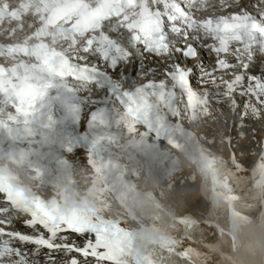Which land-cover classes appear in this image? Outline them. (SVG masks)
<instances>
[{
  "label": "clouds",
  "instance_id": "9594fccd",
  "mask_svg": "<svg viewBox=\"0 0 264 264\" xmlns=\"http://www.w3.org/2000/svg\"><path fill=\"white\" fill-rule=\"evenodd\" d=\"M214 3L215 0H188V7L209 9ZM5 4L11 9L17 6L18 0H0V10ZM125 10L131 20L138 19L135 9L125 7ZM172 11L179 15L175 6ZM83 39V36L78 37V40ZM64 42L62 33L54 37L56 46L62 47ZM29 71L35 77L59 78L44 68ZM75 71L76 77L66 78L82 81L79 68ZM86 71L88 76L92 75L90 70ZM124 143L130 146L114 163L94 162L88 168L56 172L36 161L27 148L18 149L12 154L0 155V183L25 203H31L37 195L42 196L57 221L76 212L95 216L100 222L107 218L126 225L131 232V247L127 248V239L125 242L126 259L129 264H144L147 254L169 241L170 226L191 212L190 199L178 196L176 188L168 190L170 182L174 184L179 177L187 175L192 184L181 186L180 191L191 192L214 208L215 214L208 218L215 219L228 236L243 240L250 229H256L261 240L260 256L264 259V221L257 215H252L251 223L238 221L228 214V205L216 194L221 191L219 184H215L213 190L214 178L222 179L227 174L225 162L213 146L200 141L198 135L190 136L177 130L170 135L167 156L132 135ZM164 192L166 196L162 195ZM260 210L264 211V207ZM196 219L205 223L204 216Z\"/></svg>",
  "mask_w": 264,
  "mask_h": 264
},
{
  "label": "snow or ice",
  "instance_id": "6c2138e0",
  "mask_svg": "<svg viewBox=\"0 0 264 264\" xmlns=\"http://www.w3.org/2000/svg\"><path fill=\"white\" fill-rule=\"evenodd\" d=\"M54 2H58V0H54ZM158 2L164 6V9L168 10L167 13L165 11L162 13L159 8L153 12L152 9L144 7L145 0H99L98 6L89 10L85 20V28L99 30L104 20L115 16L122 18L121 22L126 24L129 30L135 31V40L143 42L149 47L158 46L160 50H164L167 48L164 26L165 17L169 22H176L178 19L182 20L188 27L198 25L205 32L211 34L213 39L211 51L216 55L212 71H205L203 81L205 82V77H211V83L216 85V72L220 71L219 79L224 85V92L220 93V98L230 96L233 110L238 107L233 95L237 89H240V95L242 96H254L257 102H264L260 100V97L264 95V79H258L255 73L248 71L251 69L249 57L252 56V48L257 45L258 39H264V12L261 13L260 18H255L244 10L232 13L228 17H220L218 20H214L211 16L197 18L190 15L174 2L170 4L169 0H158ZM64 3L69 4L71 0H64ZM173 6H175L179 15L169 11V8L172 9ZM125 7L133 9L139 7L140 11L134 13L138 16V19L135 21L130 20V17L124 14ZM233 40L238 41L242 45L234 53L235 60L241 65L239 71L236 70V64L231 63L227 59ZM97 42L109 46L112 45V41L104 36L102 31H99L98 36H93L89 44L96 45ZM187 49L190 55L193 54L191 44H187ZM90 50L89 48L85 49L86 52ZM245 54H247L246 59L244 58ZM64 63L66 64L67 61H64ZM48 65L49 58L44 56L42 67L46 68ZM241 69L245 71L242 72ZM229 71L232 72L231 77L227 76ZM0 72H3V69H0ZM58 74L60 76L64 75L62 71ZM180 79L183 80V76ZM245 81H247L246 84ZM50 86L51 80H48L43 86L26 81L20 85L12 84L10 88L0 84V94L9 97L13 101L16 113L27 119L34 113L36 102L46 94V90ZM211 96L212 94L204 88L198 93L189 91L184 97L186 110L190 109L193 115L196 114L197 110L206 113ZM125 97L127 99L125 106L129 119V131H134L136 123L141 120L148 121L152 105L143 94L134 96L125 93ZM241 114L244 118L249 115L261 118L259 109L255 105L250 104L249 100L243 105ZM170 115L177 116L179 112L173 109ZM12 118L15 119V117ZM232 162L236 171H229L222 179L214 178L213 190L215 191V184H219L221 191L216 194L222 197L228 205L230 215L237 218L240 222L251 223V218L236 208L237 203L242 200V197L236 194V188L244 181L237 175L241 166L235 156H233ZM262 168H264V165H262ZM256 184L264 187V171L259 174ZM0 195L20 211L27 213L29 218L26 222L29 225H37L47 232L46 236L42 233H37L36 235L11 234L12 239L0 247V264H29L28 258L24 256L21 249L13 246V241L35 243L41 248L49 249L51 252L64 253L70 257L66 261L57 262L54 256L48 255L49 264H82V262L83 264H89L90 261H94V264H122L126 235L124 230L118 225L88 218L84 226L75 227L67 222H57L48 206L42 201H34L32 207H25L23 201L15 197L2 183H0ZM248 206L250 207V205ZM261 215L264 217V213ZM178 223L187 226L190 224L195 225L196 222L180 218ZM69 232L84 237V243L81 245L76 241L69 242L67 236ZM0 235H7V230L4 233H0ZM220 235L221 237L224 235L222 230ZM172 243L174 241H168L162 246H168ZM230 248L233 252L236 249L235 236H231ZM72 253L76 255H72ZM196 255L199 256L200 254L196 253ZM221 259L223 264H238L230 253H222ZM144 264H154L152 252L146 255ZM205 264H207V261H205Z\"/></svg>",
  "mask_w": 264,
  "mask_h": 264
},
{
  "label": "bare ground",
  "instance_id": "6f19581e",
  "mask_svg": "<svg viewBox=\"0 0 264 264\" xmlns=\"http://www.w3.org/2000/svg\"><path fill=\"white\" fill-rule=\"evenodd\" d=\"M246 98L247 97L242 95L239 97L240 100L237 102L238 107L235 110H233V105L227 102V100L217 105L209 103L207 105V110L209 111L210 106H213L215 110H213V112L209 111V114L201 118L206 121L205 123L201 122V119H199V121L195 125V128L199 131V133H204V139H207L209 137L215 138V145L219 149H223V146L225 145L223 139L225 137L229 138L230 148L233 144L234 148H232L235 149L236 155L244 164L252 161L251 156L255 152L254 138H257V136H260L261 133H264V121L262 118L253 117L251 115H249L247 118H244L241 114L243 112V105L246 102ZM238 123L239 125H237ZM229 129L231 131H229ZM247 137L248 139L252 138L253 143H246L245 140L247 139ZM243 148L247 150L243 151ZM247 151L249 152V154L247 153ZM249 155L250 157L247 158ZM186 183H192L191 178L187 175L181 176L175 181L174 184L172 182L169 183L168 190L171 191L173 188H176L178 196L185 197L184 191L181 192L180 187L186 186ZM162 195L166 196L167 193L164 192L162 193ZM192 197L195 199L197 207L199 206V204H202V201L198 198H195L194 194H192ZM256 263L257 262L255 259H245L243 261V264Z\"/></svg>",
  "mask_w": 264,
  "mask_h": 264
},
{
  "label": "rangeland",
  "instance_id": "374dc122",
  "mask_svg": "<svg viewBox=\"0 0 264 264\" xmlns=\"http://www.w3.org/2000/svg\"><path fill=\"white\" fill-rule=\"evenodd\" d=\"M245 142L246 143H248V144H251V143H253V140H252V138H249L248 139V137H247V139L245 140ZM240 150H241V148H240ZM244 150H247V149H244L243 148V151ZM247 153L249 154V152L247 151ZM247 153H245V154H247ZM189 184V185H188ZM191 184L192 183H186V186H191ZM184 194H185V197L186 198H188V199H190L191 200V203H190V208H191V210L193 211V212H197L198 210H200L201 208H202V204L200 205V206H198L197 207V203H196V201H195V199L192 197V194L193 193H191V192H188V191H184ZM193 198V199H192ZM194 205V206H193ZM195 207V208H194Z\"/></svg>",
  "mask_w": 264,
  "mask_h": 264
}]
</instances>
